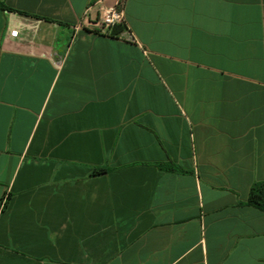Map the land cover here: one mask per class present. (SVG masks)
I'll use <instances>...</instances> for the list:
<instances>
[{"label":"crops","instance_id":"0c3cea01","mask_svg":"<svg viewBox=\"0 0 264 264\" xmlns=\"http://www.w3.org/2000/svg\"><path fill=\"white\" fill-rule=\"evenodd\" d=\"M89 2L0 0V264H264V0Z\"/></svg>","mask_w":264,"mask_h":264},{"label":"built area","instance_id":"2783aa9c","mask_svg":"<svg viewBox=\"0 0 264 264\" xmlns=\"http://www.w3.org/2000/svg\"><path fill=\"white\" fill-rule=\"evenodd\" d=\"M126 0H90L85 17L97 24L104 33L116 25H125L124 6ZM129 40H132L129 36ZM5 199V198H4ZM3 201L1 203V208Z\"/></svg>","mask_w":264,"mask_h":264},{"label":"trees","instance_id":"16d2710c","mask_svg":"<svg viewBox=\"0 0 264 264\" xmlns=\"http://www.w3.org/2000/svg\"><path fill=\"white\" fill-rule=\"evenodd\" d=\"M124 31H126L125 25H116L111 28L108 35L112 37H120V35ZM106 171H107L106 168H100L97 172L101 173ZM2 201H3L2 209H4L7 203V198L3 199ZM247 205L254 207L264 213V181L256 182L253 184L250 190Z\"/></svg>","mask_w":264,"mask_h":264}]
</instances>
